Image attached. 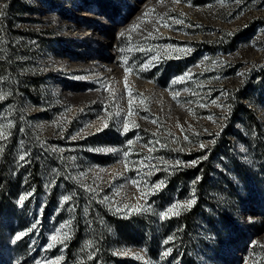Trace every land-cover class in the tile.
Listing matches in <instances>:
<instances>
[{
	"label": "rangeland",
	"instance_id": "1",
	"mask_svg": "<svg viewBox=\"0 0 264 264\" xmlns=\"http://www.w3.org/2000/svg\"><path fill=\"white\" fill-rule=\"evenodd\" d=\"M0 11V59L4 42L12 54L10 70L0 71V116L10 120L15 90L38 152L60 161L53 169L94 189L108 211L143 220L141 244L123 243L106 227L113 255L139 264H181L182 252L196 264H264V78L257 74L264 67V0H0ZM146 63L152 66L141 71ZM24 77L38 79L37 88L26 80L32 98L20 88ZM240 104L250 114L238 112ZM24 144L19 135L18 158L27 153ZM165 145L169 152H161ZM108 148L114 151H97ZM199 157L212 168L201 189L198 176L167 185L173 170ZM159 181L164 187L148 194ZM44 184L62 186L54 176ZM199 194V213L180 228L181 241L168 222L177 215L159 213ZM44 202L42 195L28 206L29 250L13 243L21 232L0 233V264L62 259L63 251L48 245L63 236L66 228L57 229L66 221L42 220ZM125 205L145 210L116 211ZM97 248L86 251L92 256Z\"/></svg>",
	"mask_w": 264,
	"mask_h": 264
},
{
	"label": "trees",
	"instance_id": "2",
	"mask_svg": "<svg viewBox=\"0 0 264 264\" xmlns=\"http://www.w3.org/2000/svg\"><path fill=\"white\" fill-rule=\"evenodd\" d=\"M8 3V6H10L12 2L9 1ZM251 26L252 22L250 21L243 30H249ZM4 48L6 53L0 59V71H8L12 66L10 63L11 48H8L5 42ZM257 74L264 78V67H261ZM37 77L39 78L38 74H36ZM26 80L33 82L34 87L37 88L38 79L24 77V83H21L20 86L24 94L32 98L33 94L30 89L32 83ZM12 92L10 100H12L14 108L10 110L9 118L13 127L10 129L11 134L8 139L0 140V148L3 149V151H0V233L3 231L13 235L19 232L24 233L19 240H16L15 245L17 247L21 245L20 249L22 250H29L31 245L29 242L30 216L28 206L32 200L43 195L45 202L40 212L41 219L45 220L47 217L52 216L56 225L61 221L70 222L65 229L68 238L64 239V236H62L59 240H63V243L56 242L52 248V253H57L59 250L63 251V257L57 264H139L130 257H119L109 251V240L111 239L108 238L106 227L111 226L117 240L123 243L141 244L144 238L143 220L140 217L133 220L128 215L120 216L108 211L98 201L99 194L94 189L88 191L89 187L87 185L67 177L63 172L54 173L53 168L60 162L57 155L50 151H44L41 154L38 152L36 134L28 127L29 115L21 108L20 98L15 90ZM41 99L40 93L37 91L36 103L42 104ZM238 106V112L250 114L249 108L241 104ZM250 121L257 125L253 116L250 117ZM20 129H23V131H20ZM228 130V127L225 126L221 130V137H224ZM5 131L8 130L5 129ZM19 135L23 136L24 146L28 153L23 161L18 158ZM165 146L166 148H163L161 152H169L167 145ZM197 154L200 155L201 151H198ZM90 156L96 157L92 153H90ZM187 156H191V154ZM211 170L209 159L199 157L194 166L173 170L167 176L166 183L169 186H175L181 181H187L198 176L196 186L201 189L203 184L207 182ZM158 172L162 173L163 171ZM53 176L62 182L60 188L53 187L49 189L45 187L44 182ZM26 193H31V195H28L25 202L19 206L18 196ZM72 193H75V195L61 204L62 197ZM202 201L203 199L199 194L194 204L168 221L169 227L175 230L174 235H178L181 241L184 240L185 234L184 230L180 228H188L193 224ZM175 232L179 233L176 234ZM86 246L98 247L92 255V259L88 258L91 255L86 251ZM180 258L182 260L181 264H196L184 252H182Z\"/></svg>",
	"mask_w": 264,
	"mask_h": 264
},
{
	"label": "snow or ice",
	"instance_id": "3",
	"mask_svg": "<svg viewBox=\"0 0 264 264\" xmlns=\"http://www.w3.org/2000/svg\"><path fill=\"white\" fill-rule=\"evenodd\" d=\"M173 2H179V0H173ZM0 15H3V12L2 11H0ZM172 19H173V22L174 23H182V21H176L175 18H172ZM160 22H162V21H160ZM120 35L123 36L124 33L122 32ZM148 35L151 36V33H149ZM151 66L152 65L150 63H146L144 65H141L140 70L141 71L148 70V68L151 67ZM125 71L127 72L129 70L128 69H125ZM180 79H183V78H180ZM176 82H177L176 80L173 81V83H176ZM4 98H5L4 95L3 94H0V99H4ZM173 98L175 99V97H173ZM213 103H215V102L213 101ZM130 114L131 113H129V115ZM117 115H119V114L117 113ZM0 120L7 121V123H0V140H6V139H8V136L11 134L10 133V129L13 127V125H12L11 121L8 120L7 117H5V116H0ZM105 127H107V124L105 125ZM137 127H138V125H137ZM5 129H7L8 131H5ZM99 130L100 129H98V131ZM123 130H124L125 133L129 131L127 119L124 120ZM20 131H23V129H20ZM128 143L131 144L132 141H129ZM204 147H205L204 145H201V148H204ZM53 150L55 151V149H53ZM0 151H3V149L0 148ZM97 151H114V149H110V148H108V149H97ZM27 155H28V153H25L24 155H21L19 157V159L21 161H23V160H25V158H26ZM125 155H127V153H125ZM139 163L140 164H143L144 161H139ZM196 163H197V161H192L191 162L192 165H195ZM182 164H183V162L176 161V163H175L174 166H181ZM151 167H153V166L152 165H149V168H151ZM53 172L55 173L56 172V169H53ZM197 179H199V177ZM133 183H137V182L136 181H133ZM193 183H195V181ZM163 187H164V181H159L158 183L149 186V193L148 194H155L156 191H159ZM87 190L88 191H92V189L90 187ZM27 195H31V193H28ZM74 195H75V193H72L71 195H65V196H63L62 197V200H61V204H63L66 201L70 200L71 199V196H74ZM193 196H194V192H193ZM24 199H26V196L25 195H22L20 197V201L19 202L22 204L23 201H24ZM107 199L108 198L105 197V200L106 201H107ZM194 203H195L194 198L188 200L185 205H181L179 203H174L166 211L160 212L159 213V216H160L161 219H165V218H168L169 217V214L179 215V210L180 209H182L184 207H190ZM71 210L74 211L75 209H71ZM144 210L145 209L142 208V207H136L135 209H133L129 205H125L123 209H121L119 206L116 207V211L117 212L125 211V212H128V213H131L133 211H135V212H141V211H144ZM69 224H70V222H65L64 224H62L61 227H60V229H57V233H60L61 232V229L68 227ZM35 227H36V225L34 224L33 225V228H35ZM22 235H24V233L18 234L15 237V239L13 240V243H15L16 240H19L22 237ZM63 236H64V239H67L68 238V234L67 233H63ZM50 239L52 241H55V242H58V243H63V240H57V237L55 235L51 236ZM172 239H173V237H168V239H166L164 241V243L165 244H168ZM54 246H55V243H51V244L48 245L49 248L54 247ZM254 246H255V244H254ZM170 251H171V249L165 250L162 253V257L169 255ZM88 258L89 259H92L93 257L92 256H89Z\"/></svg>",
	"mask_w": 264,
	"mask_h": 264
}]
</instances>
